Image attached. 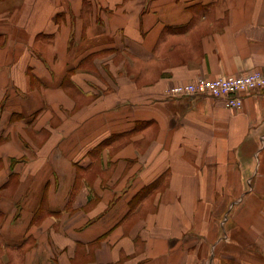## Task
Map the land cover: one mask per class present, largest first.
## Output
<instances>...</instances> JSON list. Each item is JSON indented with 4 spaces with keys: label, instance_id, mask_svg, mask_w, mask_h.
Masks as SVG:
<instances>
[{
    "label": "crops",
    "instance_id": "crops-1",
    "mask_svg": "<svg viewBox=\"0 0 264 264\" xmlns=\"http://www.w3.org/2000/svg\"><path fill=\"white\" fill-rule=\"evenodd\" d=\"M253 70L264 0H0V264H264V90L166 97Z\"/></svg>",
    "mask_w": 264,
    "mask_h": 264
},
{
    "label": "built area",
    "instance_id": "built-area-1",
    "mask_svg": "<svg viewBox=\"0 0 264 264\" xmlns=\"http://www.w3.org/2000/svg\"><path fill=\"white\" fill-rule=\"evenodd\" d=\"M262 90L264 73L253 70L242 74L201 77L176 84L166 90V97L211 96L223 100L227 107L240 108L245 95Z\"/></svg>",
    "mask_w": 264,
    "mask_h": 264
},
{
    "label": "rangeland",
    "instance_id": "rangeland-1",
    "mask_svg": "<svg viewBox=\"0 0 264 264\" xmlns=\"http://www.w3.org/2000/svg\"><path fill=\"white\" fill-rule=\"evenodd\" d=\"M193 246H195V247H190L191 251H190L189 259L191 261V264H206L207 263V261H206L207 254H209L211 252L210 248L206 247L205 245H204V247H202V245H200L199 243L198 244L193 243ZM186 248L188 250L189 247H186ZM222 248L223 247H214L213 253H215L217 255L219 252H221ZM186 255H187L186 259H188V254H186Z\"/></svg>",
    "mask_w": 264,
    "mask_h": 264
}]
</instances>
